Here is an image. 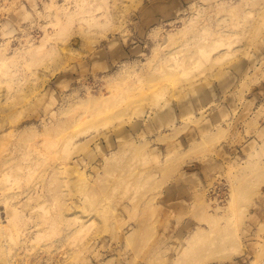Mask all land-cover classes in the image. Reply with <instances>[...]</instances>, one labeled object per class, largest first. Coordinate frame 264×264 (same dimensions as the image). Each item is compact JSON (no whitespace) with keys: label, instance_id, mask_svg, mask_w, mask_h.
Returning a JSON list of instances; mask_svg holds the SVG:
<instances>
[{"label":"rangeland","instance_id":"obj_1","mask_svg":"<svg viewBox=\"0 0 264 264\" xmlns=\"http://www.w3.org/2000/svg\"><path fill=\"white\" fill-rule=\"evenodd\" d=\"M0 264H264V0H0Z\"/></svg>","mask_w":264,"mask_h":264},{"label":"bare ground","instance_id":"obj_2","mask_svg":"<svg viewBox=\"0 0 264 264\" xmlns=\"http://www.w3.org/2000/svg\"><path fill=\"white\" fill-rule=\"evenodd\" d=\"M102 35H103V34H102ZM36 51H37V50H36ZM33 53H34V52H33ZM36 53H37V52H36ZM34 54H35V53H34ZM31 55H32V54H31ZM93 104H94V103H93ZM95 104H96V103H95ZM91 105H92V104H91ZM207 142H208V141H206V143H207ZM200 147L202 148V146H201V145H200ZM200 147H199V150H198V151H200ZM196 148H197V146H196ZM203 148H204V147H203ZM194 149H195V148H194ZM201 150H202V149H201ZM203 150H204V149H203ZM203 150H202V151H203ZM195 151L197 152V150H196V149H195ZM203 152H205V150H204ZM201 153H202V152H201ZM181 156H182V157H183V156L185 157V155H181ZM186 156H187V155H186ZM174 158H175V157H174ZM174 158H173V159H174ZM179 158H180V157H179ZM179 158H178V159H176V160H177V162L175 161V162H176V164H173V161H171V160H170V161L172 162V164H173V165H176V166H177V164H179V163H180V162L178 161V160H180ZM182 159H183V158H182ZM184 159H185V158H184ZM184 159H183L182 161H184ZM171 162H168V163L170 164ZM178 162H179V163H178ZM169 164H168V166L170 167V165H169ZM172 164H171V166H172ZM165 169H166V168H163V171H162V173H163L164 171L166 172V170H167V169H166V170H165ZM168 169H170V168H168ZM170 170H172V169H170ZM170 170H169L168 172H170ZM173 172H174V170H173ZM166 174H168V173H165V174L163 173V175H164V176H165ZM171 174H172V172H171ZM164 176H163V177H164ZM168 176L170 177V175H168ZM165 177H166V179H168V178H167V175H166ZM165 177H164V178H165ZM193 239H195V238H193ZM231 240H232V238H231ZM221 250H222V249H221ZM224 250H225V251H227L226 249H224ZM225 251H224V252H225ZM220 252H221V254H222V253H223V250H222V251H220ZM227 253H228V252H225V253H223V255H222V256H225V255H227V257H228V254H227ZM214 254H215V253H214ZM217 254H218V258H217L216 260H218V259H222V260L226 259V257H224V259H223L222 257H220V258H219V255H221V254H220L219 252H217V253H216V256H215V255H211V257H210V260H209V261H211V260H214V259L217 257ZM224 254H225V255H224ZM209 256H210V255H209ZM209 256H207V257H209ZM212 256H214V257H212ZM229 257H230V255H229ZM211 258H212V259H211ZM213 258H214V259H213ZM206 260L208 261V258H207ZM222 260H220V261H222Z\"/></svg>","mask_w":264,"mask_h":264}]
</instances>
